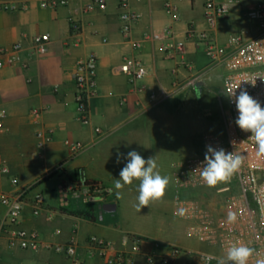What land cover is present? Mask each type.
Listing matches in <instances>:
<instances>
[{"label": "crops", "instance_id": "obj_1", "mask_svg": "<svg viewBox=\"0 0 264 264\" xmlns=\"http://www.w3.org/2000/svg\"><path fill=\"white\" fill-rule=\"evenodd\" d=\"M43 1L0 0V6H16L0 10V48L24 45L15 63L0 68V161L10 168L9 175H0V199L22 195L21 227L36 231L44 245L76 241L83 264H106L105 257L91 254L92 235L110 242L112 252L125 249L129 238L140 240L137 264H148L147 254H153L155 264H201L194 257L203 251V228L224 201L219 194L230 189L223 182L208 187L202 180L207 138L194 132L188 114L209 88L214 65L201 36L209 34L222 46L242 31L247 38L256 36L258 24L248 12L264 0H236L228 15L213 24L206 18L205 0H130L137 16L130 38L121 31L119 0H106L105 8L90 13L83 7L92 0H71L57 9L42 7ZM168 1L177 21L165 10ZM71 17L84 22L78 36L71 32ZM167 27L173 37H152ZM45 33L51 35L47 53L32 54V38ZM135 42L142 47L135 49ZM91 54L99 64L98 95L90 100L89 122L84 124L74 72L79 60ZM127 58L140 59L148 74L132 83L119 70ZM35 110L43 111L36 116ZM39 133H49L51 141L41 147ZM77 142L82 148L73 153L71 145ZM133 150L145 159L155 157L157 171L170 179L163 198L141 210L136 207L139 180L119 190V198L115 189V179L128 162L121 158L117 163V153L126 157ZM79 177L97 182L105 200L64 208L59 187ZM228 182L237 187L235 175ZM38 195L45 205L34 214ZM105 204L116 210L105 212ZM6 217L7 207L0 202V221ZM9 239L0 233V264H72L44 246L11 248ZM173 247L181 250L175 257Z\"/></svg>", "mask_w": 264, "mask_h": 264}, {"label": "built area", "instance_id": "obj_2", "mask_svg": "<svg viewBox=\"0 0 264 264\" xmlns=\"http://www.w3.org/2000/svg\"><path fill=\"white\" fill-rule=\"evenodd\" d=\"M130 0H119L120 23L121 31L125 37L130 38L133 31L134 23L137 20L136 14L131 11L129 7ZM236 0H224L217 3L215 0H205L206 18L210 23H215L218 18L226 17ZM71 0H45L41 3L44 8L57 9L61 6H68ZM96 7L105 8L106 0H92L83 7L84 13L92 12ZM16 8L14 5L6 4L0 6V10H7ZM18 8H21L20 6ZM24 8V6H22ZM166 12L173 16L177 21L179 19L175 8L168 1L165 5ZM248 17L258 24L259 33L251 38H247V32L242 31L240 34L232 36L229 46H222L209 34H202V38L206 42V54L212 63L223 64L226 69L224 76V90L228 97L231 115L234 123V128L228 130L231 140L237 139L242 141L251 149H256L254 140L250 139L251 133L242 131L236 124L235 120L238 112L235 107L234 98L228 95L237 87L243 80L250 79L254 76H264V5L248 12ZM71 32L73 36H78L84 27V22L80 18H70ZM174 32L171 27L165 28L160 33H154L152 37L156 40L162 38L173 37ZM32 54H45L49 49L51 42V35L49 33L39 34L32 38ZM78 43V41H76ZM135 49L142 47L141 42L133 44ZM22 42L13 44L9 48H0V68L15 63L18 59L19 53L23 50ZM98 59L95 54L79 60L77 63L74 80L76 84V101L79 105L81 114V122L87 124L89 122V103L90 100L98 95ZM121 73L128 75L130 81L135 83L143 79L148 74V69L144 63L137 58H127L120 65ZM193 88L197 87L195 80L191 81ZM241 88H245L248 93L260 102L264 107V80L257 78L256 84L253 87L250 83L242 82ZM239 89H237V95ZM155 97L154 94L151 95ZM45 108L44 110H46ZM43 110H35L34 114L40 116ZM99 131V129L97 130ZM38 138L41 139L40 146L45 142L51 141L49 133H39ZM82 144L77 142L71 145L73 153H76ZM250 157L257 161L249 166V180H250V196L256 204L259 218L260 231L264 236V156H257L256 152ZM241 167L237 171L241 178ZM10 168L0 161V175H9ZM237 180L240 181L239 176L235 173ZM244 192L246 188L244 182L241 180ZM230 190L229 187L224 189ZM60 201L64 208L79 209L83 206H91L94 203L105 200V193L100 188L99 184H87V180L79 177L69 183H62L59 187ZM247 193V192H246ZM1 204L7 207V217L4 221H0V233H6L10 236L9 246L11 248L32 249L39 250L41 247L53 249L56 252L63 254L71 260L72 264H83V257L80 255L79 244L76 241H71L66 244L44 245L38 239V234L34 230H28L21 227V217L24 210V200L22 195L2 196ZM19 205V208L16 207ZM45 205L43 196H36L33 202L34 214L41 212ZM91 254H99L105 257L106 264H137V257L142 254L140 240L136 238H129L126 242V248L118 251H111V243L105 239L92 235L88 239ZM172 256L175 257L181 250L177 247L171 248ZM208 257H212L211 260ZM218 257L199 253L198 259L201 264H215ZM148 264H155L153 254L146 255ZM162 264H170L169 260H165Z\"/></svg>", "mask_w": 264, "mask_h": 264}, {"label": "rangeland", "instance_id": "obj_3", "mask_svg": "<svg viewBox=\"0 0 264 264\" xmlns=\"http://www.w3.org/2000/svg\"><path fill=\"white\" fill-rule=\"evenodd\" d=\"M212 63L209 60V63ZM210 67V86L204 89L188 109L191 122L194 124V132L207 138L205 144L213 148H223L226 152L243 154L241 165V178L237 187L230 182V190L219 194L224 201L217 205L216 212H211L208 223L204 226L203 251L218 258L226 255L229 246L235 244L246 245L255 251L249 258L248 264H256L257 260H264V236L260 231V218L256 204L250 196L249 166L257 160L250 157L256 149L247 147L242 141L231 140L228 130L234 128L228 97L224 90L225 69L222 65L213 63ZM187 130V128H186ZM241 180L244 182L246 192L243 190ZM236 214V220L229 223L228 212ZM199 254V253H198ZM198 254L194 259L198 262ZM218 264V261L215 263Z\"/></svg>", "mask_w": 264, "mask_h": 264}, {"label": "clouds", "instance_id": "obj_4", "mask_svg": "<svg viewBox=\"0 0 264 264\" xmlns=\"http://www.w3.org/2000/svg\"><path fill=\"white\" fill-rule=\"evenodd\" d=\"M257 78L264 80V76H254L240 82L250 83L253 87ZM235 88L228 96L234 98V103L238 116L235 124L245 132H250V139L254 140L257 156H264V107L253 98L245 88ZM237 89L239 94L237 95ZM121 158L127 159L126 165L119 173V179H115V189L117 197H121V192L125 185H131L134 180H139V195L137 197V209L148 207L150 202L163 198L170 179L162 176L157 171L155 157L145 159L137 151H129L124 157L122 153H117V163ZM243 154L226 152L223 148H213L207 146L203 166L200 167V176L208 187H215L218 183H227L231 177L239 170L244 160ZM19 208V205H16ZM229 223L236 220V214L229 211L227 215ZM254 249L246 245H231L226 251V255L217 258L218 264H248L249 258L253 255ZM209 260L212 257H208ZM256 264H264V260H257Z\"/></svg>", "mask_w": 264, "mask_h": 264}, {"label": "water", "instance_id": "obj_5", "mask_svg": "<svg viewBox=\"0 0 264 264\" xmlns=\"http://www.w3.org/2000/svg\"><path fill=\"white\" fill-rule=\"evenodd\" d=\"M116 210V206L114 204H105L104 211L107 213L114 212Z\"/></svg>", "mask_w": 264, "mask_h": 264}, {"label": "trees", "instance_id": "obj_6", "mask_svg": "<svg viewBox=\"0 0 264 264\" xmlns=\"http://www.w3.org/2000/svg\"><path fill=\"white\" fill-rule=\"evenodd\" d=\"M87 184H97L95 181H87Z\"/></svg>", "mask_w": 264, "mask_h": 264}]
</instances>
